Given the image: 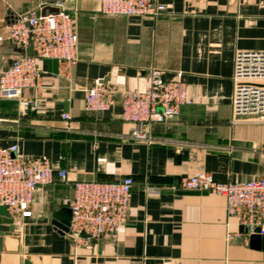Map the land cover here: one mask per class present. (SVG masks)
Instances as JSON below:
<instances>
[{"label":"crops","instance_id":"0c3cea01","mask_svg":"<svg viewBox=\"0 0 264 264\" xmlns=\"http://www.w3.org/2000/svg\"><path fill=\"white\" fill-rule=\"evenodd\" d=\"M157 1L166 12L154 19L103 15L100 0H0V71L22 54L8 37L13 16L60 9L75 31L72 67L39 60V86L23 91L22 103H0V147L16 145L21 160L45 158L67 171L66 183L35 188L30 216L11 235L0 224V264H264L263 243L250 245L223 197L177 187L196 172L235 183L264 174V124L252 116L233 122L231 110L235 53L264 51V0ZM150 69L166 80L179 75L193 104L139 141L121 102L146 86ZM95 82L118 89L102 113L85 110ZM125 177L134 185L117 241L77 244L52 224L74 182Z\"/></svg>","mask_w":264,"mask_h":264},{"label":"built area","instance_id":"2783aa9c","mask_svg":"<svg viewBox=\"0 0 264 264\" xmlns=\"http://www.w3.org/2000/svg\"><path fill=\"white\" fill-rule=\"evenodd\" d=\"M99 11L107 16L155 19L165 14L166 7L157 0H100ZM8 37L24 53L0 71V103L21 102L23 91L39 86V60H57L65 69L75 64L74 23L64 10L40 13L39 16L34 13L13 16L8 25ZM26 49L32 54L27 55ZM232 82V121L241 116H252L264 124V51H237ZM117 94L114 84L95 82L86 91L85 110L105 112ZM192 104L187 86L179 75L166 80L161 71L150 69L145 87L124 94L121 119L133 125L131 138L147 141V128L177 117L181 107ZM62 118L68 120L70 116L63 114ZM16 154V145L0 147V206L6 208L14 223L30 216L36 187L50 185L56 178L61 183L67 181V171L54 170L49 160H21ZM133 185L130 177L111 183L74 182L72 199L65 202L71 212L68 235L77 244L90 245L95 240L117 241L129 217ZM177 187L223 197L227 217L246 229L248 235L264 236V174L235 183L219 182L210 173L196 172L181 178ZM145 191L157 194L160 188L146 186Z\"/></svg>","mask_w":264,"mask_h":264},{"label":"water","instance_id":"95a60500","mask_svg":"<svg viewBox=\"0 0 264 264\" xmlns=\"http://www.w3.org/2000/svg\"><path fill=\"white\" fill-rule=\"evenodd\" d=\"M46 11H52V13H55L56 10H44L41 14L45 15L48 14ZM40 12H37L35 15L39 16ZM27 55H31V50L26 49L25 50ZM21 53H24L23 50H21ZM135 75V71L129 70L128 75ZM54 222L52 223L57 229L62 231L65 234H68L69 232V226L71 223V212L67 205H62L60 209L54 214L53 216ZM0 224L7 225L9 227V231L6 233V235H11L14 232V222L9 217L6 208L3 206H0ZM242 231L247 233L246 229L241 228ZM84 237V235H83ZM250 238V245L252 247L257 246L259 243H263L264 246V236H261L259 234H252L249 236ZM24 264H30L28 260L24 261Z\"/></svg>","mask_w":264,"mask_h":264}]
</instances>
